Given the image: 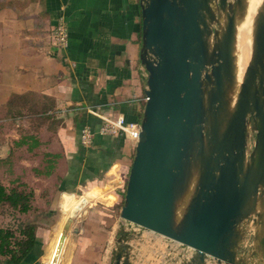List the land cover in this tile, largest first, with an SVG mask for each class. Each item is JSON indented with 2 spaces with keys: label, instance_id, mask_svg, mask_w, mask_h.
Instances as JSON below:
<instances>
[{
  "label": "water",
  "instance_id": "95a60500",
  "mask_svg": "<svg viewBox=\"0 0 264 264\" xmlns=\"http://www.w3.org/2000/svg\"><path fill=\"white\" fill-rule=\"evenodd\" d=\"M139 6L145 101L110 264L144 262V245L154 247L155 236L175 244L171 264H264V0L253 20V59L231 109L245 0ZM68 230L65 223L57 254ZM248 233L252 249L244 254Z\"/></svg>",
  "mask_w": 264,
  "mask_h": 264
},
{
  "label": "crops",
  "instance_id": "0c3cea01",
  "mask_svg": "<svg viewBox=\"0 0 264 264\" xmlns=\"http://www.w3.org/2000/svg\"><path fill=\"white\" fill-rule=\"evenodd\" d=\"M60 23L67 32L64 47L52 37ZM140 43L139 0H0V118L9 119L4 106L12 96L28 92L50 98L55 115L35 133L40 144L31 157L21 158L22 166H32L23 182L47 186L40 193L44 201L32 207L45 218L35 221V245L20 264H58L65 223L73 249L64 253L63 264L111 263L134 150L123 135H96L85 148L80 132L98 129L100 120L90 110L139 121L146 87ZM20 121H13L11 143L5 140L6 158L26 151L14 143L20 126L28 129Z\"/></svg>",
  "mask_w": 264,
  "mask_h": 264
},
{
  "label": "trees",
  "instance_id": "16d2710c",
  "mask_svg": "<svg viewBox=\"0 0 264 264\" xmlns=\"http://www.w3.org/2000/svg\"><path fill=\"white\" fill-rule=\"evenodd\" d=\"M4 107L6 117L12 121L24 118L29 120V128L24 130L21 127L20 138L14 143L17 146H26V151L33 152L40 144L35 133L42 125L54 122L55 115L50 113L54 108L53 101L48 97H38L28 92L12 96ZM51 167L50 164L46 167L45 174H49ZM33 194L32 191H25L22 183L9 191L0 185V205H6L17 213H26L31 208ZM36 228L35 221H22L14 228L11 225L0 228V264H20L35 245Z\"/></svg>",
  "mask_w": 264,
  "mask_h": 264
},
{
  "label": "rangeland",
  "instance_id": "374dc122",
  "mask_svg": "<svg viewBox=\"0 0 264 264\" xmlns=\"http://www.w3.org/2000/svg\"><path fill=\"white\" fill-rule=\"evenodd\" d=\"M250 9V8H249ZM249 15L250 12L248 13V18H246V22H248L249 19ZM244 26H243V30H244ZM242 30V29H241ZM240 36L242 34V31H240ZM6 120V119H4ZM4 120L2 121L0 118V185H3L8 191L11 190V188L13 187H17L19 186L21 183L24 186L25 191H32L34 193V189L36 194L39 197H34V202L31 205V209H29L26 213H17L14 212L13 209L7 207L6 205H0V228L2 227H7L9 225H11L13 228L14 226H16L17 223L20 222H29V221H36L38 219L42 220L45 217H42V215H40L38 213L39 208H35L32 209V207L38 206L40 205V203L42 201H44V198L46 195H42L40 197V193L43 192V190L45 189L44 187L47 186L46 183H40V182H33L30 181V184H27L25 182H23V177L27 180L30 176V168L32 166H22V161L21 158L23 157H31L32 155V151H30L29 153H27V151H21V150H14V153H12L9 158H6V139H8V141H10L16 131V125L15 123L12 121V119H8L7 121L4 122ZM28 122V128L30 125V122L27 118L22 119V121H20V125H23L22 122ZM14 123V124H13ZM22 127V126H20ZM11 143V141H10ZM34 153V152H33ZM28 155V156H27ZM24 162V161H23ZM32 165V163L30 164ZM29 169V170H28ZM34 195V194H33ZM124 195V194H123ZM123 200V197H122ZM122 204V202H121ZM86 213V212H85ZM84 213L83 216H85L86 214ZM89 215V213H88ZM117 214L115 216V219L117 218ZM63 230V229H62ZM122 229L119 230L117 232L116 237L118 236V234H121ZM71 236L70 233V229L68 230V232L66 233V240L64 242V246L61 249L60 255H59V259H58V264H63V257H64V253L67 252H71L72 251V246L70 245L68 240ZM150 239L152 237H154L153 234H149ZM69 237V238H68ZM115 237V238H116ZM147 239V238H146ZM154 241H152V245H154V247L152 246H147L146 244L144 245V250L143 253H147L149 254L148 257L146 255V257H144V262H137L136 264H171V262H174L176 260L177 257V251L176 248L174 247L175 244L173 243H168L164 240L163 237H159V236H155V238H153ZM160 239L161 241V245L160 243H157V241ZM252 240H253V236L251 233H248L246 235V239L240 249V251H242L244 254H247L251 249H252ZM157 244H159V246H157ZM175 248V249H173ZM67 251V252H66ZM177 254V255H176ZM264 257V256H263ZM210 264H214L215 262L213 260H209Z\"/></svg>",
  "mask_w": 264,
  "mask_h": 264
},
{
  "label": "bare ground",
  "instance_id": "6f19581e",
  "mask_svg": "<svg viewBox=\"0 0 264 264\" xmlns=\"http://www.w3.org/2000/svg\"><path fill=\"white\" fill-rule=\"evenodd\" d=\"M262 0H245L244 10L237 16L235 40H234V79L228 86L227 97L229 109L232 108L236 93L243 81L245 70L253 59V20ZM250 8V9H249ZM250 12L248 22V13ZM244 26V30H243ZM242 29V30H241ZM240 31L242 34L240 36ZM250 147V142L248 143Z\"/></svg>",
  "mask_w": 264,
  "mask_h": 264
},
{
  "label": "built area",
  "instance_id": "2783aa9c",
  "mask_svg": "<svg viewBox=\"0 0 264 264\" xmlns=\"http://www.w3.org/2000/svg\"><path fill=\"white\" fill-rule=\"evenodd\" d=\"M52 37L55 44L58 47H64L67 42V32L62 23L56 25L52 28ZM91 112L95 113L99 118V126L96 131L92 130L89 126H85L80 132V143L83 147H90L94 143L96 135L100 136H116L123 135L125 140L130 143L133 150L138 141L140 132L139 121H127L122 114L117 115H104L103 113H97L93 110ZM133 159V157H132ZM131 162L127 169V177L132 164ZM126 177V181H127Z\"/></svg>",
  "mask_w": 264,
  "mask_h": 264
}]
</instances>
